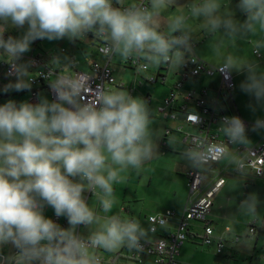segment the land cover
Segmentation results:
<instances>
[{
  "label": "clouds",
  "instance_id": "9594fccd",
  "mask_svg": "<svg viewBox=\"0 0 264 264\" xmlns=\"http://www.w3.org/2000/svg\"><path fill=\"white\" fill-rule=\"evenodd\" d=\"M164 5L165 0H152L153 12H149L135 6L121 11L112 7L111 0H0V21H10L17 28L28 25L21 39L9 37L7 42L0 27V47L18 55L27 52L36 39L72 38L98 24L122 57L143 53L149 61L166 62L173 46L185 44L187 37L166 39L155 30L153 15ZM218 7L216 0H205L191 12L194 17H207L216 29L221 24L213 15ZM240 7L247 13L249 28L258 22L264 29V0H241ZM224 24L234 27L231 20ZM183 27L184 17L174 18L172 31ZM233 68L238 65L229 57L221 71ZM249 72L242 89L257 100L264 98V76L257 78L251 67ZM26 87L23 83L14 85L16 91ZM54 92L53 103L45 100L17 107L9 101L0 106V242L13 243L19 250L20 264L33 260L40 264H90L86 245L71 229L63 230L45 218L36 197L54 208L57 216H66L73 227L91 224L96 218L82 198L84 185L69 177L79 175L91 189L100 188L110 196L118 172L108 161L122 168L135 167L151 154L148 111L141 100L124 92L103 93L95 105L84 107L73 103L74 93ZM230 123L224 130L228 137H242V121L233 117ZM101 203L106 212L110 210L111 200L104 198ZM138 230L137 223L121 222L113 216L91 237V246L106 250L125 242L132 246ZM42 241L47 244L42 245Z\"/></svg>",
  "mask_w": 264,
  "mask_h": 264
},
{
  "label": "rangeland",
  "instance_id": "374dc122",
  "mask_svg": "<svg viewBox=\"0 0 264 264\" xmlns=\"http://www.w3.org/2000/svg\"><path fill=\"white\" fill-rule=\"evenodd\" d=\"M125 1L130 6H135L138 0ZM148 1L152 8V0ZM203 3H205V0H165V5L158 10V14L153 15V21L156 26L163 27L165 30H170L175 33L177 31H172L171 23L174 18L183 16L184 27L179 32L187 34L196 41V53L199 57L214 66L226 63L228 58L231 57L238 65V68L230 70L234 83L232 91L234 107L242 118L249 123L261 122L264 120V98L257 100L254 95L244 91L241 85L247 82L250 74L249 67H251L252 72L255 73L257 78L264 76V29L261 28L258 22H252L251 28L247 26L248 16L240 7L241 0H216L219 7L213 15L221 20V24L218 28L212 29L207 17L203 15L194 17L192 15V7L194 5L200 6ZM227 20L233 22V28L225 26L224 21ZM0 27H3L4 32L9 34L14 40L21 39L28 30L27 24L22 28H17L10 21L7 23L0 21ZM88 31L96 32L93 27L72 38L68 36L52 40L43 38L38 41L37 46L31 42L27 52L18 55L11 54L15 60H19L18 73L8 80L0 79V106L9 101L15 103L17 107L23 103L31 104L29 99L32 94V89L37 87L30 83L29 77L35 76V69L30 67L27 62H24L23 58L20 59L21 56H28L30 54L41 56L57 54V66L63 65L65 69H73L71 62L74 61V67L80 70H82L81 64L86 66V60L83 57L85 56L84 54L98 57V43L95 39L93 40ZM104 38L106 37L104 36ZM108 38L110 39L109 36ZM62 49L65 51L61 52ZM9 55L10 53L5 54L0 49V72L3 71L2 63L11 57ZM99 58L98 62L102 63L103 58ZM124 61L125 57H122L116 52L112 59L111 67L113 68L116 81L124 83L127 87L118 88L116 85H111V90H108L107 93L124 92L126 95L141 100L145 104L149 118L147 139L151 146L150 156L143 159L138 166L134 167L129 165L122 168L119 165L112 164L110 160L108 161L110 167L118 172V178L112 182L113 191L110 196L106 197L113 202L112 206H114L110 215L113 217L120 212V216L117 217L121 221L127 222L128 219H124L126 214L124 215V213L119 211V206L123 202L131 204L138 213L143 212L145 214L146 212L147 214L148 211L153 212L154 210H159L158 206L165 203L170 204L171 199L186 198L189 188L185 171L194 168L195 163L190 157L173 152L172 149L161 147V142L163 141L162 136L166 125L163 122L162 114L158 112L157 108L162 103L163 97L169 92L170 88L180 80L182 68L178 65H172L166 84H162L161 80L155 84L145 83L142 86L134 87L130 94L128 86L133 87L134 80L136 79V71L132 66L125 64ZM147 65L149 66V71L145 74H156L159 63L150 61L147 62ZM211 80L218 81V77L210 79L203 76L200 78L198 85H208ZM17 83L26 84L27 87L16 91L14 85ZM9 85L13 87H9ZM194 85H196V82L190 79L184 83V88L188 89ZM38 90L39 103L45 100L48 103L56 102L52 100L47 87H40ZM147 95H151V100L146 98ZM64 106L67 107L66 104ZM16 137L19 139V134H16ZM176 151L183 153L179 148ZM225 159H228V162L232 160L227 166V169L230 172L233 171L234 166L237 164V158L233 157L232 159L231 153L218 164L210 163L201 165L202 169H213L212 172H207V181L205 183L218 177L217 173L224 167ZM227 196L231 199L230 201L226 200ZM93 197L94 195L90 196L87 205L91 210L93 209L92 211L96 219L91 224L81 227L80 235L82 237L93 236L95 233L102 231L104 224L108 220L101 217L107 214L104 210L99 208L95 211V206L93 208L91 207ZM217 199H220V202H217ZM166 206L173 207L174 205ZM217 211L219 213L215 221L218 224L217 228H223L228 225L233 232L239 234L242 238L237 244V246H240L239 249L233 248L234 262L239 264L238 261L247 253L246 250L249 248L252 249L254 246V239L250 236L247 237L249 225L253 224L256 218V223L259 227L264 217V179L256 181L249 180L244 183L239 177L229 176L226 185L213 200L212 214ZM62 217L64 218L63 215ZM135 223L139 225L137 233H141L140 235L136 233L137 238L143 239L142 237H147L145 236L148 227L147 224L144 225L137 220ZM73 229H71L72 232ZM260 233L261 237L258 244L261 245L264 244V229ZM195 242H191L190 240L184 241L180 249V257L184 264H225V262H231V260H228L230 258L227 259L224 256L226 252H229V248L227 250L225 247L223 254H217L214 244L202 245L200 242ZM12 244L11 241L1 242V250L5 253L7 260H9L12 254V248H15ZM124 245L131 247L128 242H125L112 250L101 248L105 255H111ZM228 247H231V245H228ZM18 263L20 264V261ZM30 264H37V260L31 261Z\"/></svg>",
  "mask_w": 264,
  "mask_h": 264
},
{
  "label": "built area",
  "instance_id": "2783aa9c",
  "mask_svg": "<svg viewBox=\"0 0 264 264\" xmlns=\"http://www.w3.org/2000/svg\"><path fill=\"white\" fill-rule=\"evenodd\" d=\"M111 3L113 8H118L121 11L133 8V6L125 5L121 0H113ZM135 8L151 12L148 0H138ZM155 30L166 39L186 36V43L173 46L169 53L170 59L159 63L156 74H145L149 71L147 62L150 61L143 53H133L125 58V64L132 66L136 71L133 87L128 86V88L131 94L134 87L142 86L145 83L155 84L161 80L162 84H166L171 66L178 65L182 68L180 80L163 97L157 110L168 122L164 128L162 146H167L168 136L173 134L178 136V144L185 149L187 154L192 156L195 163L194 168L185 172L189 188L186 203L180 212L174 209H165L160 212L145 214L148 236L143 237V239L137 238L131 247H124L111 255H105L101 247H92L91 237L84 238L79 235V229L87 224L77 225V235L75 236L86 245L90 264H179L177 259L179 248L184 241L193 238H197L196 241L202 245L214 244L215 252L223 254L228 229L220 235H215L208 215L213 204V198L224 184L225 179L220 173L208 186H205L207 172L212 170L204 171L201 165L221 161L231 150V147L235 146L236 172L250 168L256 178L264 177V134L253 145H245L240 143L242 137L231 140L224 131L231 126L230 122L233 117L242 121L244 134L247 133L251 125L239 113L232 112L234 83L230 70L223 72L221 69L224 64L214 66L199 57L196 53V41L187 34L179 31L166 33L159 29ZM99 33L102 42L98 43L97 51L103 56V62L99 63L95 59L87 58L89 70L76 69L74 61H72L73 71L64 73L63 67H58L55 64L58 60L57 54H46V56L30 54L20 57L35 69V76L29 77L30 83L37 87L32 89L29 99L31 104L39 103L38 88L43 87L44 83L48 84V90L53 101H56L54 89H58L61 92L74 93L71 98L78 107L95 105L101 94L111 90V85H116L118 88L126 87L124 83L117 82L113 74L111 62L116 51L112 41L108 38L107 32ZM9 37V34L3 32L5 42ZM39 40L36 39L33 43L37 45ZM106 48L110 51L105 52L104 49ZM0 49L5 54L8 53L3 47ZM64 51V49L61 50V52ZM176 52H179V56L175 55ZM18 63L19 60H15L13 56L4 61L1 65L3 71L0 72V79L8 80L14 77L18 73ZM202 76L207 78L218 77V81L203 85L198 90L184 88L186 81L190 79L195 81ZM146 98L151 100V95H147ZM253 125L264 127V120ZM69 179L88 183L79 175L69 177ZM92 195L99 196L101 193L96 188L93 190L89 186L82 191V198L86 204ZM37 202L42 205L41 210H43L45 203L38 200ZM99 205V203L96 205V210ZM120 211L124 214L130 213L127 205H122ZM51 220L58 225L60 216L54 214ZM127 222L135 221L130 218ZM255 233V226L251 224L249 234L255 235ZM46 244L47 241H44V245ZM0 257L3 259L2 254ZM262 258L264 259V255ZM0 264H3L2 260Z\"/></svg>",
  "mask_w": 264,
  "mask_h": 264
},
{
  "label": "crops",
  "instance_id": "0c3cea01",
  "mask_svg": "<svg viewBox=\"0 0 264 264\" xmlns=\"http://www.w3.org/2000/svg\"><path fill=\"white\" fill-rule=\"evenodd\" d=\"M111 1H113V0H111ZM122 1V3H124L125 5H127V6H130L129 4H127L126 3V1L125 0H121ZM121 3V4H122ZM150 7H151V4H150ZM151 12H152V8H151ZM154 22V21H153ZM154 26H155V29H159V30H162V31H164V32H166V33H173V32H171L170 30H165L163 27H160V26H156L155 25V23H154ZM94 40V39H93ZM90 42H92V40H90ZM83 55V54H82ZM85 56H83L84 57V60H86L87 58H91V59H95L96 61H98L100 58L99 57H101V58H103V56L102 55H98V57H96V56H94V55H90V54H84ZM76 57V56H75ZM77 61H79L78 59H77ZM57 62H58V60H57ZM57 62H55V64L57 63ZM82 63V62H81ZM78 64H79V62H78ZM225 64V63H224ZM63 67V71H64V73H70V72H72L73 71V69H65V66H63V65H60V66H58V67ZM81 67H82V70H89V66H88V64H87V62H86V66H83V64H81L80 65ZM203 77V76H202ZM202 77H199L197 80H195V82H196V85H194V86H192L191 88H188V89H196V90H198V89H200L202 86H199L198 85V83H200V78H202ZM210 79H212V78H210ZM194 81V80H193ZM212 81V80H211ZM210 81V82H211ZM209 82V83H210ZM127 87V86H126ZM31 103V102H30ZM32 105H35V104H32ZM232 112H234V113H236L237 112V110H236V108L234 107V100H233V103H232ZM238 113V112H237ZM241 116V115H240ZM242 117V116H241ZM244 119V118H243ZM163 122L165 123V125H167L168 124V122L167 121H165L164 119H163ZM248 122V121H247ZM251 125L249 126V128H248V131H247V133H245L243 136H242V139H241V141H240V143L241 144H245V145H253L254 143H256V142H258L259 140H260V138L263 136V134H264V127H262V126H260V127H257V126H254L253 124L254 123H250ZM162 138H163V136H162ZM177 140H178V136H176V135H170V136H168V139H167V146H162V142H161V147H163V148H168V149H172L173 150V152H176V153H180V154H182V155H184V156H186V157H190V159L192 158V156L191 155H189V154H187L186 152H185V149L180 145V144H178V142H177ZM180 149V150H182L183 151V153L181 152V151H176V149ZM234 148H235V146H233V147H231V150H229L228 152H227V154L223 157V159L221 160V161H219V162H217V163H214V164H218V163H220V162H222L223 160H224V158L225 157H227V155L229 154V153H231L232 154V159H233V157H235V153H234ZM192 160H193V158H192ZM194 162V161H193ZM232 162V160H230L229 162H228V159H225V161H224V167L222 168V170L221 171H219V173H217V174H223L222 176L224 177V179H225V182H224V184L222 185V187L219 189V191L215 194V196H214V198L217 196V194L220 192V191H222V189H223V187L226 185V181H227V178L229 177V176H235V177H239L242 181H244V183H246V182H248L249 180H251V181H253V180H262V179H264V177L263 178H256L255 177V175H254V173L251 171V169L250 168H245L242 172H236V168H235V166H234V170L233 171H231L230 172V170L228 171V169H227V166L230 164ZM225 163H226V165H225ZM204 171H208V170H213V169H203ZM186 172V171H185ZM212 172V171H211ZM228 172V173H227ZM230 172V173H229ZM187 180V179H186ZM213 180H211V181H209V182H207V183H205V186H208L211 182H212ZM72 182L73 183H76V184H82V185H84V190L85 189H87L88 188V183L87 182H79V181H75V180H72ZM100 193H101V195H99V196H95L94 195V197H93V202L91 203V207L93 208V206H95V211H96V205L99 203L100 205H99V208L101 209V210H104L103 209V205H102V203H101V201H102V199H104V198H106V196H105V193H104V191L102 190V189H100V188H96ZM189 190V189H188ZM175 195H176V192H175ZM187 195H188V191H187V194H186V198L185 197H182V199H171L170 200V204H167V203H165V204H163V205H161V206H158V208H159V210H154L153 212L152 211H148V213H156V212H160V211H163V210H165V209H174V210H176L177 212H180V211H182V209H183V207H184V205H185V203H186V199H187ZM214 198H213V200H214ZM90 199V198H89ZM98 199H99V201H98ZM36 200H38V201H40V202H44L45 203V208L43 209V210H41V212H42V214H43V216L45 217V218H48V219H52V217H53V215L55 214V210H54V208H52L50 205H48L45 201H43V200H41L40 199V197H36ZM222 200V199H221ZM226 200H228V201H230L231 199L229 198V196H227V199ZM220 202V199H217V202ZM241 202V201H240ZM113 205V202H112V204H111V208H110V210H108L106 213V216H101V215H99V216H101V217H103V218H105V219H110V217H111V211L114 209V206H112ZM122 205H127L128 207H129V209H130V213L129 214H124L126 217L124 218L125 220L126 219H130V218H133V220L134 221H139V222H141V223H143L144 225H146L147 224V222H146V220H145V218H144V215L146 214V212H145V214L143 213V212H140V213H138V211H136V209L135 208H133L132 206H131V204H126V202L124 203H122L120 206H119V211H120V209H121V206ZM166 205H174L173 207L172 206H170V207H168V206H166ZM212 206H213V204H212ZM98 208V209H99ZM93 210V209H92ZM256 210V209H255ZM254 210V211H255ZM147 213V214H148ZM108 215H110V216H108ZM98 216V217H99ZM108 216V217H107ZM119 217L120 216V212H118L117 214H115V217ZM219 216V213H218V211L217 212H213V214H212V207H211V210H210V214L208 215V219H209V221H210V223H211V225L213 226V229H214V234L215 235H220V234H222L223 232H225L227 229H228V231L226 232V240H225V244H226V248H227V250H228V248L230 249L229 250V252H226L225 254H224V256H226V258L228 259V258H230V259H228V260H231V262L230 263H227V262H225V264H236L237 262H234V257H233V255H234V249L233 248H235V249H239V247L240 246H237V244L240 242V240L242 239L241 238V236L239 235V234H237V233H235V232H233L232 230H231V228H230V226H228V225H226V226H224L223 228H217V223L215 222L216 221V217H218ZM258 221V220H257ZM215 223V224H214ZM251 225V224H250ZM250 225H249V227H250ZM253 225L255 226V229H256V233H255V235H250L249 233H248V235H247V237L248 236H250V237H252V239H254V246L252 247V249H247L246 251H247V253L246 254H244L243 256H242V259L241 260H239L238 261V263L239 264H264V259L262 258V256L264 255V244H258V242H259V240H260V235H261V231L264 229V217L262 218V220H261V222H260V225H259V227L257 226V223H256V218H255V220H254V222H253ZM58 226L61 228V229H63V230H69V229H73V226H71V225H69V223H68V219H67V217L66 216H64V218L62 217V216H60V221H59V224H58ZM75 229V230H74ZM73 229V234L74 235H77V225L75 226V228ZM80 232H81V228L79 229V235H80ZM138 234V233H137ZM141 234V233H140ZM140 234H138V235H140ZM81 236V235H80ZM145 236H148V233H147V231H146V234H145ZM90 237H92V236H87V237H84V238H90ZM236 237H237V239H236ZM143 238V237H142ZM191 242H195L196 240H197V238H193V239H189ZM188 241V240H187ZM195 243H197V241L195 242ZM194 243V244H195ZM41 244L42 245H44V241H42L41 242ZM13 245V244H12ZM228 245H231V247H228ZM183 246V244L181 245V247ZM124 247H127V246H123V247H120L117 251H119L120 249H122V248H124ZM181 247L179 248V254H178V256H177V259H178V261H179V264H184L183 262H182V260H181V257H180V249H181ZM2 248H1V242H0V254H2L3 255V259L0 257V262H1V260H2V262H3V264H19L18 263V259H19V250L15 247V248H12L13 249V251H12V254H11V256H10V258H9V260H7L6 259V255H5V253H3V251L1 250ZM232 259H233V261H232ZM233 262V263H232ZM37 264H40V262L39 261H37Z\"/></svg>",
  "mask_w": 264,
  "mask_h": 264
},
{
  "label": "trees",
  "instance_id": "16d2710c",
  "mask_svg": "<svg viewBox=\"0 0 264 264\" xmlns=\"http://www.w3.org/2000/svg\"><path fill=\"white\" fill-rule=\"evenodd\" d=\"M94 28H95V30H96V32H92V31H88V33L90 34V36L93 38V39H95L96 41H97V43H100V42H102V40L100 39V31H99V25L97 24V25H95V26H93ZM33 43V42H32ZM35 46H37V45H35ZM74 59V58H73ZM43 87H47L48 88V84H43L42 85ZM41 87V86H40ZM98 210V209H97ZM96 210V211H97ZM198 231L200 232V229H198Z\"/></svg>",
  "mask_w": 264,
  "mask_h": 264
}]
</instances>
